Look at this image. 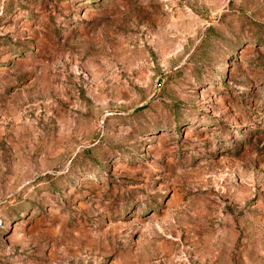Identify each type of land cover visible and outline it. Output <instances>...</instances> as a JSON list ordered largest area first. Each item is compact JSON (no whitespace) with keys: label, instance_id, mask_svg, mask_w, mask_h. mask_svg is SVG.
<instances>
[{"label":"rangeland","instance_id":"rangeland-1","mask_svg":"<svg viewBox=\"0 0 264 264\" xmlns=\"http://www.w3.org/2000/svg\"><path fill=\"white\" fill-rule=\"evenodd\" d=\"M0 264H264V0H0Z\"/></svg>","mask_w":264,"mask_h":264}]
</instances>
